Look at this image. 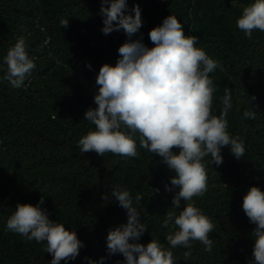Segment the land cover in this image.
<instances>
[{"label":"trees","instance_id":"1","mask_svg":"<svg viewBox=\"0 0 264 264\" xmlns=\"http://www.w3.org/2000/svg\"><path fill=\"white\" fill-rule=\"evenodd\" d=\"M251 2L127 0L129 13L139 5L143 21L132 39L142 34L143 43L152 47L149 31L174 15L186 36L198 37L196 47L223 66L210 74L216 87L213 113L220 114L227 89L232 104L226 117L228 132L245 143L239 160L227 146L221 149V165L205 157L207 191L181 201V207L194 203L215 224L212 251L192 241L191 256L185 260L189 249L170 248L166 240L177 229L162 227L167 211L181 210L172 208L179 189L166 190L173 173L162 158L140 147L138 134L137 157L111 153L101 157L82 153L78 146L79 139L95 129L84 113L96 107V75L103 64L117 62L118 48L127 39L123 30L102 33L100 0H0V264H50L52 256L43 250L46 242L28 241L6 230L18 203L36 205L42 195L41 207L49 218L76 231L84 245L75 260L60 264H88L85 257L96 261L108 257V231L127 223L126 210L111 197L115 186L130 192L140 221L148 228L139 243L158 240L172 251L176 264H249L255 225L243 212L242 202L251 186L264 191V32L255 30L249 39L236 20ZM61 19H68L67 28L60 26ZM20 36L26 38L36 68L25 87L14 88L3 79L4 57ZM245 110H255L256 119L244 118ZM138 193L143 197L139 202ZM104 264H124V257L112 255Z\"/></svg>","mask_w":264,"mask_h":264},{"label":"clouds","instance_id":"2","mask_svg":"<svg viewBox=\"0 0 264 264\" xmlns=\"http://www.w3.org/2000/svg\"><path fill=\"white\" fill-rule=\"evenodd\" d=\"M100 4L102 33L123 30L127 39L118 48L115 65L103 64L96 75V107L84 113V120L91 122L95 129L79 139V149L101 157L106 153L137 157L134 137L138 134L139 146L160 156L161 162L173 173L171 187L165 185L166 190L179 189L173 196L172 208L181 210L179 214L167 211L162 223L163 228L171 225L177 229L166 236L168 245L189 249L184 252L185 260L191 256L192 241H199L205 251L211 252L210 233L214 232L215 224L194 203H184L181 207V201H192L207 191L205 157L210 156L212 164L221 165V149L225 146L237 160L245 155L243 139L228 132L226 117L232 104L227 89L220 114L213 113L216 87L210 74L217 68L223 70V66L196 47L198 37L186 36L176 16L165 17L149 31L153 46L148 47L143 43L142 34L132 39L143 26L138 4L130 13L127 0H100ZM60 26L67 28L68 19H61ZM236 27L249 39L255 30L264 32V0H253L245 6ZM27 48L26 38L20 36L4 57L7 72L3 79L14 88L25 87V80L36 68L35 57H29ZM243 116L254 120L256 112L245 110ZM111 197L126 210L127 223L108 231V257L120 254L124 264H176L172 251L158 240L152 239L146 245L138 242L148 228L140 221L141 213L133 206L130 192L115 186ZM104 199L108 197L105 195ZM142 199L138 193L136 201ZM44 203V195L36 205L18 203L7 220L6 230L28 241L46 242L43 250L52 256L50 264L75 260L84 246L82 241L76 231L50 219L47 209L41 207ZM242 209L255 225L251 232L255 241L253 259L249 264H264V191L251 186L243 197ZM108 257L98 261L85 259L88 264H104Z\"/></svg>","mask_w":264,"mask_h":264}]
</instances>
